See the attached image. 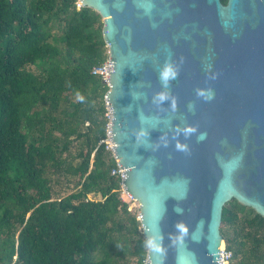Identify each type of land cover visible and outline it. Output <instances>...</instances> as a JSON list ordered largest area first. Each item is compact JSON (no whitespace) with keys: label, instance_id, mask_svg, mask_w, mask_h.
<instances>
[{"label":"water","instance_id":"obj_1","mask_svg":"<svg viewBox=\"0 0 264 264\" xmlns=\"http://www.w3.org/2000/svg\"><path fill=\"white\" fill-rule=\"evenodd\" d=\"M103 19L110 136L146 264H223L224 206L264 217V0H80Z\"/></svg>","mask_w":264,"mask_h":264},{"label":"trees","instance_id":"obj_2","mask_svg":"<svg viewBox=\"0 0 264 264\" xmlns=\"http://www.w3.org/2000/svg\"><path fill=\"white\" fill-rule=\"evenodd\" d=\"M103 26L76 0H0V264L147 262L139 213L100 144L110 88L93 69L109 58ZM60 178L76 191L63 196ZM221 232L226 264H264L254 209L228 202Z\"/></svg>","mask_w":264,"mask_h":264},{"label":"built area","instance_id":"obj_3","mask_svg":"<svg viewBox=\"0 0 264 264\" xmlns=\"http://www.w3.org/2000/svg\"><path fill=\"white\" fill-rule=\"evenodd\" d=\"M76 6L78 9L85 7L84 4L80 0H76ZM109 60L110 59L108 58V60L103 65L95 67L93 69V73L96 75H101L107 84L109 83L108 74H107V63L109 62ZM108 112L106 113V118L108 120V124H107V128H106V137L103 140H101L100 144H105L106 149L112 153L113 157L115 158V160L117 162V167L112 170V175L120 176L121 180L123 181L124 180L123 179V171H122L121 165H120V163H119V161L115 155V151H114L111 136H110L111 113L110 112L108 113ZM221 255H222L221 261H223V264H226L227 261H229L232 258V252L227 250L226 248L223 249V251L221 252Z\"/></svg>","mask_w":264,"mask_h":264},{"label":"rangeland","instance_id":"obj_4","mask_svg":"<svg viewBox=\"0 0 264 264\" xmlns=\"http://www.w3.org/2000/svg\"><path fill=\"white\" fill-rule=\"evenodd\" d=\"M53 31H54V33H57L58 29L55 28V29H53ZM105 100H106V96H105ZM106 106H107V110L110 112V108H109L107 102H106ZM59 190L62 191L63 196H67V195L71 194L72 192L76 191V189L73 188V184L68 183V181L66 179H63V178H60ZM122 190H123V198L126 201L130 202V210H133L134 212H138L139 213L138 217H139V215H140V204L135 199H133L130 194H128L126 191H124L123 188H122ZM89 197L96 199L95 196H93V195H90ZM248 215L252 216L253 213L250 210H248ZM227 237H232V232H230V231L227 232ZM126 264H137V262L135 260H132V262H127Z\"/></svg>","mask_w":264,"mask_h":264},{"label":"clouds","instance_id":"obj_5","mask_svg":"<svg viewBox=\"0 0 264 264\" xmlns=\"http://www.w3.org/2000/svg\"><path fill=\"white\" fill-rule=\"evenodd\" d=\"M78 99H83V97L78 95ZM149 244H151V241H149Z\"/></svg>","mask_w":264,"mask_h":264}]
</instances>
